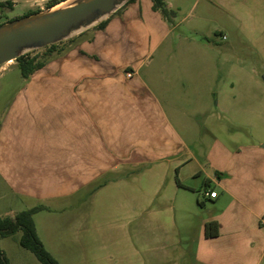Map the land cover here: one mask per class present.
<instances>
[{
  "label": "crops",
  "instance_id": "obj_1",
  "mask_svg": "<svg viewBox=\"0 0 264 264\" xmlns=\"http://www.w3.org/2000/svg\"><path fill=\"white\" fill-rule=\"evenodd\" d=\"M165 4L62 41L4 107L0 179L61 264H264V0Z\"/></svg>",
  "mask_w": 264,
  "mask_h": 264
},
{
  "label": "water",
  "instance_id": "obj_2",
  "mask_svg": "<svg viewBox=\"0 0 264 264\" xmlns=\"http://www.w3.org/2000/svg\"><path fill=\"white\" fill-rule=\"evenodd\" d=\"M130 0H61L0 25V65L68 40L106 20Z\"/></svg>",
  "mask_w": 264,
  "mask_h": 264
},
{
  "label": "trees",
  "instance_id": "obj_3",
  "mask_svg": "<svg viewBox=\"0 0 264 264\" xmlns=\"http://www.w3.org/2000/svg\"><path fill=\"white\" fill-rule=\"evenodd\" d=\"M61 0H50L47 3V7H50ZM153 8L155 10H161L166 16H169V12L166 8L165 0H152ZM39 11L33 10L28 12L29 15ZM22 17V16H20ZM19 18V17H16ZM12 18L10 20L16 19ZM2 24V23H1ZM0 24V25H1ZM106 24V20L99 23L97 26L102 28ZM62 43H55L45 47L46 53L44 57H38L33 55L37 50L28 52L16 59L18 66L20 68L21 74L24 78H29V76L36 70L42 68L48 60V56L57 49L58 45ZM180 183V182H179ZM46 209L44 206L39 205L30 209L22 210L17 212L13 217L10 216H0V241L4 237L12 236L16 233H20L19 244L31 251L41 264H61L44 246L43 242L39 238L36 226L34 222V214L37 211ZM218 234V223L217 221H209L206 224V235L209 237L216 236ZM0 264H8V259L1 249L0 246Z\"/></svg>",
  "mask_w": 264,
  "mask_h": 264
},
{
  "label": "rangeland",
  "instance_id": "obj_4",
  "mask_svg": "<svg viewBox=\"0 0 264 264\" xmlns=\"http://www.w3.org/2000/svg\"><path fill=\"white\" fill-rule=\"evenodd\" d=\"M49 0H0V24L9 21L14 17L22 15L25 11L43 10L47 8ZM45 48L37 50L38 57H44ZM24 84L20 68L16 60L0 65V120L4 107L11 101L15 92ZM26 205L8 193L0 179V216H5L11 210L25 209ZM20 233L9 236L3 241V246L7 254L8 264H18V261L27 255H33L28 250L19 246ZM21 261V260H20Z\"/></svg>",
  "mask_w": 264,
  "mask_h": 264
},
{
  "label": "built area",
  "instance_id": "obj_5",
  "mask_svg": "<svg viewBox=\"0 0 264 264\" xmlns=\"http://www.w3.org/2000/svg\"><path fill=\"white\" fill-rule=\"evenodd\" d=\"M223 38L225 39L226 37L223 36ZM131 75H132L131 73H127V76H128V77H131ZM209 195H210L211 197H215V196H216V192L212 191V192L209 193Z\"/></svg>",
  "mask_w": 264,
  "mask_h": 264
},
{
  "label": "flooded vegetation",
  "instance_id": "obj_6",
  "mask_svg": "<svg viewBox=\"0 0 264 264\" xmlns=\"http://www.w3.org/2000/svg\"><path fill=\"white\" fill-rule=\"evenodd\" d=\"M49 1H50V0H49ZM49 1H48V2H49ZM48 2H47V3H48ZM30 11H33V10L29 9V10L25 11L24 13H22V15H20V16H23V15L27 14V13L30 12ZM20 16H18V17H20ZM14 18H16V17H14Z\"/></svg>",
  "mask_w": 264,
  "mask_h": 264
}]
</instances>
